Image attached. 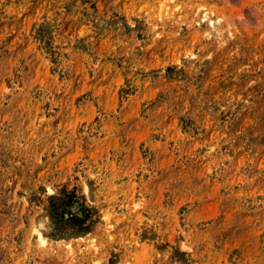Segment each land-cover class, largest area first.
I'll return each mask as SVG.
<instances>
[{
    "label": "rangeland",
    "instance_id": "1",
    "mask_svg": "<svg viewBox=\"0 0 264 264\" xmlns=\"http://www.w3.org/2000/svg\"><path fill=\"white\" fill-rule=\"evenodd\" d=\"M0 264H264V0H0Z\"/></svg>",
    "mask_w": 264,
    "mask_h": 264
},
{
    "label": "bare ground",
    "instance_id": "2",
    "mask_svg": "<svg viewBox=\"0 0 264 264\" xmlns=\"http://www.w3.org/2000/svg\"><path fill=\"white\" fill-rule=\"evenodd\" d=\"M201 19H204L205 21H207L209 23V25H210V29H209L210 33L209 34H216V33H214V31L215 32L217 31L218 25L215 21H212L210 19V17L207 16L206 12H204L203 17ZM217 22H219V21H217Z\"/></svg>",
    "mask_w": 264,
    "mask_h": 264
}]
</instances>
